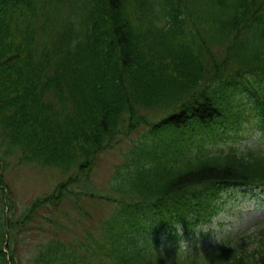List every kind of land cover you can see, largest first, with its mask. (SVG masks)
<instances>
[{"label":"trees","instance_id":"obj_1","mask_svg":"<svg viewBox=\"0 0 264 264\" xmlns=\"http://www.w3.org/2000/svg\"><path fill=\"white\" fill-rule=\"evenodd\" d=\"M242 128L264 140V0H0V264H264V220L180 247L263 193ZM14 169L55 187L17 207Z\"/></svg>","mask_w":264,"mask_h":264},{"label":"rangeland","instance_id":"obj_2","mask_svg":"<svg viewBox=\"0 0 264 264\" xmlns=\"http://www.w3.org/2000/svg\"><path fill=\"white\" fill-rule=\"evenodd\" d=\"M258 133V130H257ZM264 142V141H263ZM244 143H249L250 145L255 146L256 140L248 138L244 140ZM115 154V155H114ZM108 155H103L104 162L107 165H113L117 163L116 153ZM109 167L104 165L99 169V175L97 174V181H99L100 188H105V179L108 178ZM48 176H53V173H50ZM5 180L9 183L12 193L10 194L12 200L16 201V206L27 205L31 200L39 196L44 195V193L49 192L55 187V185L46 184L45 178L42 174L37 171L31 170L27 173L24 169L20 170V173L17 174V170H9L5 176ZM52 177V178H53ZM25 178V179H24ZM59 176H55L53 183H56V179ZM25 180V181H24ZM48 183V182H47ZM65 208H68V203H63ZM228 211L222 213L216 221L213 222L212 228L214 229L213 234L209 236L208 241H201L197 243L198 245H205L207 243H215L218 240V237L226 235L227 232H239L240 230L248 229L251 227L252 221L257 218H262L264 216V196L261 200L254 199L251 193L244 195L242 192L237 194V198H232L227 205ZM107 210L103 207L102 210ZM104 210V211H105ZM108 211V210H107ZM45 214L44 212H40ZM106 213V211H105ZM224 222V225L221 226L220 223ZM208 229H205L206 231ZM22 235V234H21ZM33 235H22L19 237L21 241V254L27 255L28 247L30 246V241ZM35 241H38L37 236L33 237ZM28 240V242H25ZM189 243L186 239L183 240L182 244Z\"/></svg>","mask_w":264,"mask_h":264}]
</instances>
